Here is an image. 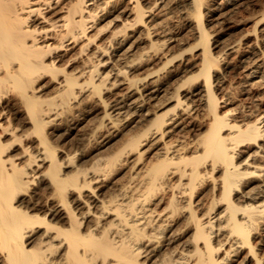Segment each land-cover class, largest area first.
I'll list each match as a JSON object with an SVG mask.
<instances>
[{"label": "bare ground", "instance_id": "1", "mask_svg": "<svg viewBox=\"0 0 264 264\" xmlns=\"http://www.w3.org/2000/svg\"><path fill=\"white\" fill-rule=\"evenodd\" d=\"M262 2L0 0V264H264Z\"/></svg>", "mask_w": 264, "mask_h": 264}, {"label": "rangeland", "instance_id": "2", "mask_svg": "<svg viewBox=\"0 0 264 264\" xmlns=\"http://www.w3.org/2000/svg\"><path fill=\"white\" fill-rule=\"evenodd\" d=\"M262 1H263V2H262ZM261 2H262V3H264V0H261ZM244 13H245V12H244V11H242V13H241V12L239 13V16H238V15H236L235 17H237V18H238V17H241V16H243V15H245V14H246V13H245V14H244Z\"/></svg>", "mask_w": 264, "mask_h": 264}]
</instances>
